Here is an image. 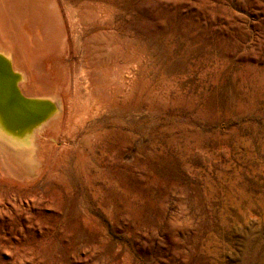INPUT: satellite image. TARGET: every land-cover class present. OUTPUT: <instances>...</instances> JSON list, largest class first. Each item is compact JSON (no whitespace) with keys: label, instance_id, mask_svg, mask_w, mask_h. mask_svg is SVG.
I'll return each mask as SVG.
<instances>
[{"label":"rangeland","instance_id":"rangeland-1","mask_svg":"<svg viewBox=\"0 0 264 264\" xmlns=\"http://www.w3.org/2000/svg\"><path fill=\"white\" fill-rule=\"evenodd\" d=\"M65 1L108 10L163 103L124 163L103 138L55 180L0 183V264H264V0Z\"/></svg>","mask_w":264,"mask_h":264},{"label":"bare ground","instance_id":"bare-ground-1","mask_svg":"<svg viewBox=\"0 0 264 264\" xmlns=\"http://www.w3.org/2000/svg\"><path fill=\"white\" fill-rule=\"evenodd\" d=\"M107 11L0 0V183L55 180L66 156L84 163L103 138L113 164L134 156L125 129L163 103V78L150 79L144 50Z\"/></svg>","mask_w":264,"mask_h":264}]
</instances>
